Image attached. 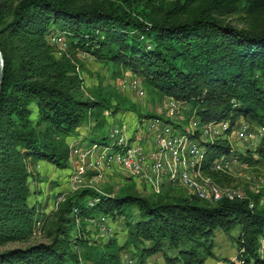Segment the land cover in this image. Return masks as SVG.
Segmentation results:
<instances>
[{
    "label": "trees",
    "instance_id": "16d2710c",
    "mask_svg": "<svg viewBox=\"0 0 264 264\" xmlns=\"http://www.w3.org/2000/svg\"><path fill=\"white\" fill-rule=\"evenodd\" d=\"M77 1L0 0V249L28 243L41 223L38 206L30 202L29 165L45 161L67 168L65 139L78 128L90 127L88 144H104L107 112L154 116L136 111L102 80L89 89L88 98L78 97L83 80L76 51L113 65L112 80L129 67L160 98L191 104L202 123L233 124L241 117L264 129V26L242 30L212 17L237 8V2L252 6L261 0H204L187 20L179 17L201 0H93L81 7ZM57 31L68 41L66 53L48 41ZM259 145L262 154L264 138ZM205 147L204 171L220 183L228 174L210 166L230 155V145L221 139ZM234 156L251 161L249 152ZM128 181L115 195L90 189L67 193L54 212L51 240L5 248L0 264H124V252L130 253L131 264H146L156 254L168 264L180 259L203 264L214 256V232L234 228L239 230L240 264H264L257 255L259 238H264V186L245 199L211 204L190 196L159 195L149 201ZM90 199L98 202L90 207ZM131 210L138 215L132 224L127 219ZM100 217L125 220L124 244L114 235L93 240L89 227Z\"/></svg>",
    "mask_w": 264,
    "mask_h": 264
},
{
    "label": "built area",
    "instance_id": "2783aa9c",
    "mask_svg": "<svg viewBox=\"0 0 264 264\" xmlns=\"http://www.w3.org/2000/svg\"><path fill=\"white\" fill-rule=\"evenodd\" d=\"M48 41L61 53L65 52L67 39L63 33L58 31L51 33ZM132 82V87H135V81ZM129 89L136 90L137 96L143 95L136 87ZM182 105L183 102L170 98L166 104L165 114L139 118L136 130L132 134H126L124 129L117 125L114 120L117 118H110L117 114L107 112L105 115L109 116V119L106 118L108 119L106 143H93L86 147L77 144L70 146V170L63 179L68 193L83 189L101 193L94 183L116 170L131 180L143 182L155 195L166 186H180L188 191L190 197L211 204L223 199L229 201L245 199L244 195L221 188L204 171L205 144L221 139H226L229 143L231 140L247 144L261 142L264 138V129L245 124H231L230 120L202 123L195 113L187 118L188 128L181 130L178 125L186 120L181 116V112L186 109ZM230 148L232 160L216 158L210 170L229 175L231 163L238 161L234 156L235 150L231 145ZM66 194H61L52 201V211L59 208ZM97 202L98 199H90L88 206L92 207ZM252 206L250 204L251 208ZM76 223L78 224V221ZM91 223L93 228L103 234L102 236L107 238L114 235L115 223L111 219L100 217ZM257 255L264 260V238H259ZM131 263V260L125 262ZM231 263L240 264L237 257L231 260Z\"/></svg>",
    "mask_w": 264,
    "mask_h": 264
},
{
    "label": "rangeland",
    "instance_id": "374dc122",
    "mask_svg": "<svg viewBox=\"0 0 264 264\" xmlns=\"http://www.w3.org/2000/svg\"><path fill=\"white\" fill-rule=\"evenodd\" d=\"M167 1L172 2L174 0ZM92 2L93 0H78L77 6H87ZM203 3L204 0L194 3L191 12L189 14L187 13L181 15L179 17L180 20H187L190 18V16L202 8ZM212 17L224 25L234 26L242 30H248L252 27L261 28L264 26V0H261L252 6H245L244 1L241 3L237 2V8L227 9L222 12H213ZM66 44L67 47L64 53H66V51L69 49L68 41H66ZM76 52V58L79 61V67L77 66V71L80 75V78L83 80V88L77 93L78 97L82 99L88 98L89 89L93 86H96L99 80H102L103 86H108L109 89L112 88L119 91L124 97L128 98L130 102L135 104L137 108L136 111L139 113L144 115L152 114L156 116L166 113V104L168 103L170 97L164 96L163 98H160V96L155 91H150L149 88H151V86H149V84L145 82L141 76H138L132 72L129 67L127 69L121 67L123 70L122 76L116 80H112L111 74L114 71L113 65L100 62L83 51ZM132 80L135 81L136 89L141 90L143 95L137 96L135 93L136 90L129 89V87L132 89L135 88L131 85V83H133ZM182 106H184L186 109L181 112V116L186 120L181 121L178 127H181L180 129L184 130L188 128V124L186 122L187 118L192 114H195L196 110L192 109L191 104L189 103H183ZM195 116L197 115L195 114ZM106 118L109 119V116H106ZM110 118H117L114 119L115 122L120 128L124 129L126 134H132L133 131L136 130L138 124L137 120L139 119V117L133 112H121ZM108 119L106 120V124ZM234 124H245L246 126L253 128L256 127L241 117L238 118ZM89 131L90 127L78 128L75 132L66 137L65 142L69 146V151L70 146L74 144L86 147L88 143L84 141V139L86 136H88ZM178 133H180V131ZM107 141L108 140L106 139L105 143ZM259 143L260 142L255 141L253 144H247L244 142L231 140L229 143L231 147L240 155H244L245 153L249 152L251 155V161L249 163H241L238 162L239 160L237 163L232 162L228 177L218 183L221 188L231 190L234 193L236 192L244 196H247L248 193L257 194L260 190H262L264 186V153L260 154L257 152V149L260 146ZM235 151L233 152L235 153ZM220 158L232 160V155H222ZM70 164V156L68 155L67 168L65 169H57L45 161H38L34 166L29 165V171L31 172L29 184L32 187L31 190L33 195H35L30 197V202L31 204L38 206L37 209L39 211V219L41 223L40 225L38 224V226H36L32 239L28 243H14L7 245L5 248H25L31 244L41 242L48 243L51 240L50 236L53 233L56 222V215L54 214L55 211L51 210V203L61 194L68 193L66 184L61 178L64 179V177L69 173ZM128 179L131 178L115 170L110 174H106L104 179H101L100 181L97 180L96 183H94V186L101 193L112 190L113 194L115 195L124 185H129L130 181H128ZM132 183L134 185V191L139 196L146 198L149 201L155 200L157 197H159V195H162L161 197L164 198L190 196L188 191L184 190L180 186H166L160 190L159 194H156L158 196H155L153 190L143 182L132 179ZM36 196L40 197L37 198ZM129 215L130 217L127 219L131 224L132 222L138 220V215L135 210H131ZM113 222L115 223V231L113 234L114 236H117L119 244L122 245L125 243L127 238V231L124 227L125 220L122 217H117ZM89 230H91L90 232L93 240H101V238L106 239V236H102L103 234L96 231V229L92 226L89 227ZM238 234V228H234L229 232H225L224 230H216L211 240L212 252L214 256L208 257L203 264H232L231 260L236 258L237 250L239 248L237 243ZM144 246H149L148 242H145ZM3 249H0V251ZM170 253L172 254V252ZM173 255L171 256L173 257ZM130 259V253H122V262L124 264ZM178 263L185 264L184 260L182 259H180ZM146 264L168 263L160 254H156L150 256L147 259Z\"/></svg>",
    "mask_w": 264,
    "mask_h": 264
},
{
    "label": "water",
    "instance_id": "95a60500",
    "mask_svg": "<svg viewBox=\"0 0 264 264\" xmlns=\"http://www.w3.org/2000/svg\"><path fill=\"white\" fill-rule=\"evenodd\" d=\"M3 67H4V60H3L2 53L0 51V92H1V85L3 81Z\"/></svg>",
    "mask_w": 264,
    "mask_h": 264
},
{
    "label": "crops",
    "instance_id": "0c3cea01",
    "mask_svg": "<svg viewBox=\"0 0 264 264\" xmlns=\"http://www.w3.org/2000/svg\"><path fill=\"white\" fill-rule=\"evenodd\" d=\"M40 164H43V163H40ZM58 175H59V174H58ZM61 179L63 180V178H61ZM30 188H32L31 185H30ZM32 196H35V195H33V192H32ZM36 197L38 198V197H40V196H36Z\"/></svg>",
    "mask_w": 264,
    "mask_h": 264
}]
</instances>
